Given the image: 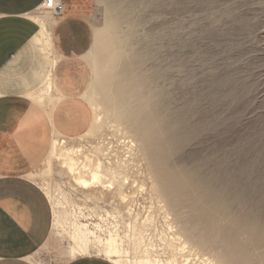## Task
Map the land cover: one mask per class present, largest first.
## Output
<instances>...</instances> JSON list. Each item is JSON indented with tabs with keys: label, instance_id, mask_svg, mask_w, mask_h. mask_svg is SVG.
<instances>
[{
	"label": "rangeland",
	"instance_id": "1",
	"mask_svg": "<svg viewBox=\"0 0 264 264\" xmlns=\"http://www.w3.org/2000/svg\"><path fill=\"white\" fill-rule=\"evenodd\" d=\"M65 2L66 9L86 16L95 29L89 55L94 79L88 95L94 116L87 130L93 127L90 134L86 130L73 136L61 135L67 144L89 146L102 142L109 146L113 142L114 150L118 149L122 155L128 150L122 141L127 114H131L134 122V113L146 106L150 94L147 86L138 88L137 71L129 74L136 85L122 92L128 78L126 67L140 54L144 58L146 50H150L143 69L157 88L159 95L156 96L160 99L167 96L177 109L193 103L191 120L202 126L200 136L180 153L170 155L169 162L173 165L195 163L211 156L207 167L211 170L227 154L237 162L257 155L262 157L257 166L260 178L254 180L264 188V0H135L132 5L129 0H122L118 8L110 0ZM46 10L38 9L34 14L47 20L51 14ZM98 112L103 114V119L97 124ZM142 127L140 133L146 143L150 142V128ZM242 147L248 151L241 152ZM148 150L140 148L131 154L132 174L138 182L128 187L130 195H137L134 214H128L131 202L120 206L128 219L126 222L131 216H138V212L154 216L147 231L153 235L155 252L166 257L162 238V230L167 227L165 212L157 201L158 190L152 187L156 180L150 171L154 172L155 168ZM46 160L33 173V178L47 195L50 190L52 196L48 197L54 218V206L70 218L75 202L85 205L90 213H105L116 206L115 197L92 196L89 200L82 189L76 188L59 158L49 155ZM126 222L121 223L123 231L127 228ZM69 227V222L56 228L53 224L52 237L35 255L38 264H62L72 257ZM204 251L218 254L207 248ZM140 253L134 250L131 255L137 257ZM219 254L221 259L222 253Z\"/></svg>",
	"mask_w": 264,
	"mask_h": 264
},
{
	"label": "bare ground",
	"instance_id": "2",
	"mask_svg": "<svg viewBox=\"0 0 264 264\" xmlns=\"http://www.w3.org/2000/svg\"><path fill=\"white\" fill-rule=\"evenodd\" d=\"M58 1L66 7L65 0ZM110 1L114 8H118L122 0ZM129 1L131 5L135 3V0ZM42 8H45L43 4L38 9ZM46 11L55 16L52 10ZM39 19L48 28L47 20ZM151 52L146 50L144 58L140 54L126 67L128 78L122 92H128L136 85L129 74L137 71L138 88L142 90L147 86L150 94L146 106L134 113V122L131 114H127L122 141L128 150L122 155L118 149L114 150L113 142L109 146L102 142L89 146L85 143L67 144L65 137L56 136L50 154V157L62 161L76 188L82 189L86 198L115 197L116 206L105 213H90L85 205L75 202L72 218L62 215L54 206V227L70 223L72 242L69 254L72 257L95 252L117 264H264V188L258 180L260 174H257L262 157L255 155L248 161L237 162L227 154L211 170L207 169L211 156L195 163L171 164L170 155L180 153L198 138L202 126L191 120L193 103L177 109L167 96L162 99L156 96L159 95L157 88L149 77L148 81L143 69L145 57ZM53 92L49 77L38 92V98L48 110L55 99ZM102 119L103 114L98 112L96 123ZM142 126L150 128V142L146 143L145 136L140 133L144 129ZM245 147L240 151H248ZM140 148L149 149L147 153L153 158L155 169L150 174L154 173L156 183L152 187L158 190L157 201L165 212L167 225L166 228L162 225L165 228L162 238L166 244V257L155 252L153 235L147 231L154 216L138 212V216H131L126 222L128 219L120 206L131 202L128 214H134L137 195H130L128 187L138 182L133 177L134 165L130 162L131 154ZM254 178H258L259 183H255ZM47 191L52 196L50 190ZM123 221L127 223L125 231L121 229ZM205 248L217 252V255L222 253L221 259L206 253ZM134 250L138 254L141 251L140 255L133 257L131 252Z\"/></svg>",
	"mask_w": 264,
	"mask_h": 264
},
{
	"label": "crops",
	"instance_id": "3",
	"mask_svg": "<svg viewBox=\"0 0 264 264\" xmlns=\"http://www.w3.org/2000/svg\"><path fill=\"white\" fill-rule=\"evenodd\" d=\"M44 1L0 0V264H38L35 255L52 237L54 214L33 173L56 136L86 131L94 116L88 94L95 29L68 8L48 17L46 28L34 14ZM49 77L55 99L48 110L38 92ZM62 264L117 263L81 254Z\"/></svg>",
	"mask_w": 264,
	"mask_h": 264
},
{
	"label": "built area",
	"instance_id": "4",
	"mask_svg": "<svg viewBox=\"0 0 264 264\" xmlns=\"http://www.w3.org/2000/svg\"><path fill=\"white\" fill-rule=\"evenodd\" d=\"M43 5L46 9L52 10L55 16H62L66 10V7L63 2L58 0H45Z\"/></svg>",
	"mask_w": 264,
	"mask_h": 264
}]
</instances>
